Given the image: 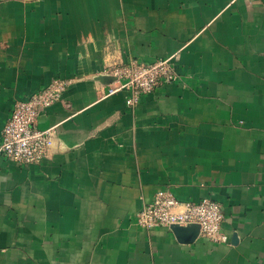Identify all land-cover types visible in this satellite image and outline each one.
<instances>
[{
    "label": "crops",
    "instance_id": "crops-1",
    "mask_svg": "<svg viewBox=\"0 0 264 264\" xmlns=\"http://www.w3.org/2000/svg\"><path fill=\"white\" fill-rule=\"evenodd\" d=\"M169 56L172 84L105 96L112 64ZM55 79L48 156H0V264H264V0H0V140ZM159 190L218 202L227 243L139 227Z\"/></svg>",
    "mask_w": 264,
    "mask_h": 264
},
{
    "label": "built area",
    "instance_id": "built-area-1",
    "mask_svg": "<svg viewBox=\"0 0 264 264\" xmlns=\"http://www.w3.org/2000/svg\"><path fill=\"white\" fill-rule=\"evenodd\" d=\"M174 62V56H169L151 63L134 59L114 63L105 72L115 78L108 85L105 96L127 91L126 105L134 107L141 96L178 79ZM68 84L64 79H55L47 87L14 104L1 131V157L20 165H34L48 156L56 134L55 127L39 130L35 126L42 112L60 101ZM223 218L220 204L210 198L185 202L168 190H159L151 202L138 211L135 223L145 230L196 224L202 237L215 243H227L228 237L222 231Z\"/></svg>",
    "mask_w": 264,
    "mask_h": 264
},
{
    "label": "water",
    "instance_id": "water-1",
    "mask_svg": "<svg viewBox=\"0 0 264 264\" xmlns=\"http://www.w3.org/2000/svg\"><path fill=\"white\" fill-rule=\"evenodd\" d=\"M99 80L107 84H110L115 80V78L110 75H106V76H100ZM170 229L179 239H183L189 242L198 236L200 230L199 226L196 224H190L184 227L175 225V226H171Z\"/></svg>",
    "mask_w": 264,
    "mask_h": 264
}]
</instances>
